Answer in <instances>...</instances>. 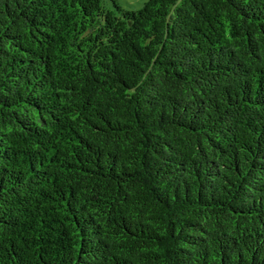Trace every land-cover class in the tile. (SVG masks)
I'll list each match as a JSON object with an SVG mask.
<instances>
[{
    "label": "trees",
    "instance_id": "1",
    "mask_svg": "<svg viewBox=\"0 0 264 264\" xmlns=\"http://www.w3.org/2000/svg\"><path fill=\"white\" fill-rule=\"evenodd\" d=\"M0 0V264H264V0Z\"/></svg>",
    "mask_w": 264,
    "mask_h": 264
},
{
    "label": "rangeland",
    "instance_id": "2",
    "mask_svg": "<svg viewBox=\"0 0 264 264\" xmlns=\"http://www.w3.org/2000/svg\"><path fill=\"white\" fill-rule=\"evenodd\" d=\"M106 9L116 11L115 3L125 11H137L143 8L147 0H102Z\"/></svg>",
    "mask_w": 264,
    "mask_h": 264
}]
</instances>
